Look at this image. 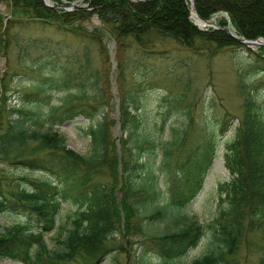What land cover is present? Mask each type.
<instances>
[{
	"label": "trees",
	"instance_id": "obj_1",
	"mask_svg": "<svg viewBox=\"0 0 264 264\" xmlns=\"http://www.w3.org/2000/svg\"><path fill=\"white\" fill-rule=\"evenodd\" d=\"M0 1L11 8V17L17 13L29 15L91 43L96 41L104 60L108 47L102 31H107L116 47L122 134L118 156L112 134L115 123L107 110V104H114L109 86L82 89L83 83H79L73 90L60 91L63 82L52 79L49 88L40 82L35 91L19 94L18 103L8 108L7 96L1 92L0 260L8 258L24 264H100L109 254L128 251L126 244L120 242L124 238L140 235L145 246L131 257L133 264H176L208 235L210 245L206 252L190 264H237L242 245L250 243L249 237L258 233L260 238L252 245L257 264H264V110L259 102V92L264 88V47L252 51L224 30H199L189 18L190 5L186 0H83L88 6L69 11L45 6L41 0ZM51 1L55 5H69L77 0ZM261 5L264 0H196L199 15L208 19L214 13L227 12L237 34L249 39L264 38ZM93 14L99 16L100 24L90 31L82 23ZM217 21L221 27L228 24L224 18ZM11 23H3L0 14V48L4 54ZM166 39L174 47L193 54L209 50L208 45H213L211 53L242 47L248 52L242 59L249 73L241 74L237 67L236 95L241 98L242 110L233 135L222 149L230 173V178L219 183L217 190L224 207L209 224L190 220L177 230L152 235L145 219L180 217L179 211L202 188L222 144L221 138L227 133L228 121L234 119H228V114L216 119L202 114L195 139L188 144L191 110L184 109L189 123L181 128V133L173 128L169 138H162L168 115L180 105L188 90L185 86H189L190 79H181L176 80L181 93L154 117L148 134L142 131L140 94L163 81L142 83L143 79L138 78L142 70L133 75L136 84H127L125 66L132 62L133 68H137L148 58L169 59V49H156L158 41ZM105 72L106 67L96 71L94 85L101 77L106 81ZM0 85L6 87L2 77ZM57 92L62 95L57 96ZM78 117L89 119L86 128L79 127L82 135L89 137L84 154L67 147L65 136L57 130L65 121ZM37 123L42 128L31 127ZM175 154L181 155V159L175 158ZM157 157L159 167L167 168L174 161L177 165L165 185L167 194L163 199L159 198L160 190L151 175ZM2 163L45 172L46 177L9 178L11 175L4 171ZM103 176L108 179L101 180ZM162 201L159 206L157 203ZM63 205L69 206L64 221L58 213ZM208 230L212 233L205 234ZM47 232L54 234L50 242L44 236ZM148 252L153 254L154 261Z\"/></svg>",
	"mask_w": 264,
	"mask_h": 264
},
{
	"label": "rangeland",
	"instance_id": "obj_2",
	"mask_svg": "<svg viewBox=\"0 0 264 264\" xmlns=\"http://www.w3.org/2000/svg\"><path fill=\"white\" fill-rule=\"evenodd\" d=\"M81 4L86 6L82 2ZM259 8L264 10V5ZM258 10L257 8V12ZM0 14L2 15L3 23L12 21L8 29L9 35L6 39L8 42L6 54L0 48V77L3 78L6 85L4 88L3 85H0V95L2 92V94L7 96L5 104L7 108L17 104L19 94L35 91L40 82L47 84L45 88H49L48 86H51L52 79L59 84L63 82L60 86V91L73 90L79 83H83L82 89L109 86L108 91H110L112 82L115 81L116 85L117 64L114 69H111L112 60L109 56L110 49L108 46L107 57L104 60L99 53L100 48H98L96 41L91 43L88 39L76 37L71 32H64L52 24H47L41 19H35L29 15L17 13L11 17V8L4 1H0ZM226 15L225 12H219L214 16L216 19H222ZM99 24L100 22L96 21L94 14L91 15L89 21L82 23L90 31ZM11 33H13V36H11ZM102 33H105L102 38L106 45L111 44L112 40L108 36L107 31L103 29ZM156 46V49L159 50L169 49L167 56H170V58H148L143 63L140 62L141 66H137V68H133L134 64L132 62H128L125 66L127 84H136L132 79L133 75L135 76L138 71L142 72V70V76L140 74L138 76V78L143 79L142 83L163 81L160 85L153 84V86L147 87L145 92L140 94L139 107L144 115L142 131L148 134L151 125L154 123V117L161 110H164L166 105L169 106L178 93H181L180 86H178L176 80L182 79L184 82L190 79L189 86H185L188 90L185 92L182 102L167 117V124L162 132V138H169V130H174L173 128L181 133V128H184L189 123L188 120L186 121L184 109L191 110L192 124L186 137L188 144L195 139L196 126L202 114L209 116L211 119L228 114V119L231 117H234V119L228 121L227 133L221 138L222 144L218 150L219 152L222 151L224 144L228 142V139L231 138L235 131L236 118L241 114V98L236 95V74L237 67L241 74L249 73L247 66H245L246 63L242 59V57L248 56V52H244L242 47H235L234 49H219L211 53L210 51L214 50L213 45H208L209 50L203 51L202 54H193L189 50L174 47L168 39L158 41ZM113 47L115 54V42ZM256 49L257 47H253L251 50L256 51ZM86 54L88 55L87 59ZM132 54L130 52V56ZM102 67L107 68V73L105 72L104 75L106 81L104 82L103 77H101L94 85L95 77L93 76L96 75L97 70L101 71ZM255 78L257 80L258 76ZM261 82L264 87V78L261 79ZM50 90L54 91L53 88ZM56 95L61 96L62 93L57 92ZM259 95V102L264 110V88L260 90ZM107 110L111 115H114L115 105L107 104ZM88 125L89 119L78 117L74 121H65L57 130L63 137L65 136L67 147L84 154L88 149L89 137L82 135L79 127L86 128ZM31 127L42 128L40 123L31 124ZM175 158L179 160L181 155ZM159 159L160 157H157L151 175L155 180V186L160 190L159 198L163 199L164 193L167 194L165 185L172 178L171 175L177 165L174 164V161L167 168L159 167L157 165ZM1 166L5 172L10 173L11 176L9 178L28 176L44 179L46 177L45 172L37 170L32 172L20 166H10L8 163H2ZM100 178L101 180L108 179L107 176ZM228 178L229 173H227L226 168L223 166L222 158L219 156L214 161V166L209 170L203 183L204 186L198 192L195 200L187 205L184 210L179 211L180 217L177 219H174V217L158 219L156 216L155 218L145 219V222L149 223L146 226L147 231L152 235L165 231H174L190 220L201 224H209L216 218L215 216L220 209L224 207L218 196L217 189L219 182L228 180ZM162 203L163 201L157 204L160 206ZM148 211L151 212V210ZM68 212V205H63L59 209L58 213L63 221L67 219ZM210 233H212V230H208L205 234ZM44 236L46 242H50L54 234L47 232ZM249 238L250 243L243 244L240 248L237 264H257V253L252 244L258 241L260 237L258 233H254ZM142 240L140 235L131 236L129 240L124 238L120 242L126 244L128 251L109 254L104 257L100 264H116L117 262L119 264H133L131 257L138 254L139 249L145 246ZM200 240L196 247L190 249L184 257L179 258L175 263L190 264L192 259L206 252L210 245L209 236L205 235ZM148 253L151 260L154 261L155 257L153 254L151 252ZM0 264L24 263L4 258L0 260Z\"/></svg>",
	"mask_w": 264,
	"mask_h": 264
},
{
	"label": "water",
	"instance_id": "obj_3",
	"mask_svg": "<svg viewBox=\"0 0 264 264\" xmlns=\"http://www.w3.org/2000/svg\"><path fill=\"white\" fill-rule=\"evenodd\" d=\"M43 3L47 6H52L53 4H51L49 2V0H42ZM80 1L82 0H79L78 2L76 3H73L71 4V6L69 8H72V7H76V6H79L80 4ZM191 1V5L193 7V9L196 11V4H195V0H190ZM60 7H63V8H66L62 5H58ZM67 10H69L68 8H66ZM197 12V11H196ZM198 15V18L199 20L207 23V25L211 26V27H215V28H221L217 25V23L215 21H213V18L211 17V19H205L203 18L201 15ZM226 32H228L233 38H235V40H237L238 42H241L242 44H246L248 47L252 48V47H256V46H263L264 47V38H261V37H257L256 39H247V38H242V37H239L237 36L235 33L233 34L232 31H230L229 29H224ZM111 56H112V52H111ZM115 66V62L113 61V64H112V68ZM111 91H113V94L116 95V91H115V86L112 85V88H111ZM116 101V110H115V115H114V119H115V126L113 127V134H114V138H115V145L118 146L119 148V138H120V134H119V128H120V123H119V120H118V115H119V112H118V101Z\"/></svg>",
	"mask_w": 264,
	"mask_h": 264
},
{
	"label": "bare ground",
	"instance_id": "obj_4",
	"mask_svg": "<svg viewBox=\"0 0 264 264\" xmlns=\"http://www.w3.org/2000/svg\"><path fill=\"white\" fill-rule=\"evenodd\" d=\"M42 1V0H41ZM131 1H139V0H131ZM42 3H43V1H42ZM44 4V3H43ZM58 5H62V6H64V7H67L65 4H58ZM58 5H52V6H50V7H54V8H56V9H58V8H62V9H64V10H66L67 11V9L66 8H63V7H60V6H58ZM192 11V17H193V19L195 20V22H197V24H198V26L199 27H203V26H205V22H203V21H199L198 20V18H197V14H196V12L195 11H193V10H191ZM247 39H249V38H247ZM91 76H93L92 74H91ZM107 100H109V97L107 98ZM122 172V168L120 167V168H118V173L120 174ZM179 229V228H178Z\"/></svg>",
	"mask_w": 264,
	"mask_h": 264
}]
</instances>
